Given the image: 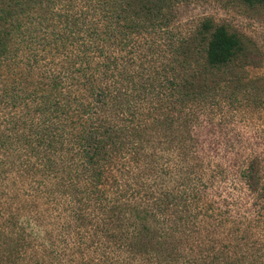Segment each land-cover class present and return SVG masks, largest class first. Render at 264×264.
<instances>
[{
    "label": "trees",
    "instance_id": "obj_1",
    "mask_svg": "<svg viewBox=\"0 0 264 264\" xmlns=\"http://www.w3.org/2000/svg\"><path fill=\"white\" fill-rule=\"evenodd\" d=\"M178 1L2 0V162L23 150L54 219L45 230L35 199L1 210L0 264H252L211 233L233 222L239 251L227 184L264 213V157L212 166L197 129L207 108L264 105V76L246 80L261 64L224 26L175 30Z\"/></svg>",
    "mask_w": 264,
    "mask_h": 264
},
{
    "label": "rangeland",
    "instance_id": "obj_2",
    "mask_svg": "<svg viewBox=\"0 0 264 264\" xmlns=\"http://www.w3.org/2000/svg\"><path fill=\"white\" fill-rule=\"evenodd\" d=\"M2 4V0H0V6ZM173 11L174 22L172 24H175V30L183 34H189L188 32L192 31L194 27L200 28L202 24L209 21L214 27L215 25L224 26L229 31L245 37L253 44L261 64L260 67L248 69L246 80L264 76L263 3L249 4L243 0H179L174 5ZM143 39L140 37V40ZM163 60H166L165 56L161 58V62ZM159 64L160 61L156 65ZM10 110V107L5 108L0 103V130L6 127V118ZM16 112H19V109ZM204 113L200 119L199 124L201 125L197 129V133L203 143L202 154L208 153V156L205 157L212 166L221 162L233 166L250 156L252 152L260 153L264 157V105L260 107L246 105L236 109L224 105L218 108H207ZM22 151H14L8 159L10 163L4 164L2 159L5 157L0 150V211L16 210L20 203L35 199L34 209L39 208L42 211L40 216L34 211L33 214L40 217L44 224L43 228L49 230L52 228L51 223L54 218L49 215V208L44 199L45 188L39 185V176L28 172L18 163L25 158V156L18 157L19 154L24 153ZM224 154H229V156L224 158ZM198 169L200 170V168ZM231 185L227 184L229 191L233 192L230 202L238 201L239 207L235 206V211L244 214V220L239 225L237 224V227L239 226L237 234L241 244L240 249L237 252V249L232 246L233 243L235 245L234 239H228L231 226L235 227L233 222L225 221L224 225L212 226L214 229L211 236L225 238V243L231 245L228 248L233 252L234 260L245 257L243 252H247L252 264H264V262H253L255 254L264 246V213L256 209L254 200L240 181L237 182L236 189H233ZM222 192L224 193V191ZM173 240L177 241V238L173 237ZM212 241L213 239L210 244ZM201 244L200 241L192 239L188 244H182L181 249L196 254L200 252Z\"/></svg>",
    "mask_w": 264,
    "mask_h": 264
}]
</instances>
